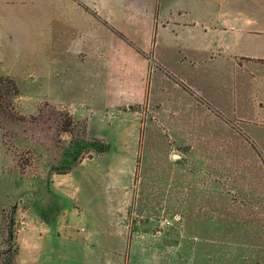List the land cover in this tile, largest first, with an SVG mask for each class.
Returning <instances> with one entry per match:
<instances>
[{
	"label": "rangeland",
	"instance_id": "374dc122",
	"mask_svg": "<svg viewBox=\"0 0 264 264\" xmlns=\"http://www.w3.org/2000/svg\"><path fill=\"white\" fill-rule=\"evenodd\" d=\"M7 49L0 45V264H16L29 215L52 216L49 192L47 206L37 204L49 174L93 162L99 184L113 188L97 232L112 233L114 221L124 264H264V120L244 131L153 61L132 79L130 102L89 119L44 100L34 78L11 77ZM135 129L129 152L120 134ZM114 163L123 173L111 172Z\"/></svg>",
	"mask_w": 264,
	"mask_h": 264
},
{
	"label": "crops",
	"instance_id": "0c3cea01",
	"mask_svg": "<svg viewBox=\"0 0 264 264\" xmlns=\"http://www.w3.org/2000/svg\"><path fill=\"white\" fill-rule=\"evenodd\" d=\"M0 45L9 47L11 77L34 78L44 100L89 119L99 107L130 102L132 79L147 76L153 61L244 131L264 120V0H0ZM135 130L120 134L132 143L129 152ZM114 166L112 173H123ZM102 174L95 162L49 174L37 204L45 208L49 192L54 212L29 215L16 264H124L114 221L112 233L97 232L113 190L99 184Z\"/></svg>",
	"mask_w": 264,
	"mask_h": 264
},
{
	"label": "trees",
	"instance_id": "16d2710c",
	"mask_svg": "<svg viewBox=\"0 0 264 264\" xmlns=\"http://www.w3.org/2000/svg\"><path fill=\"white\" fill-rule=\"evenodd\" d=\"M14 264H15V261H14Z\"/></svg>",
	"mask_w": 264,
	"mask_h": 264
}]
</instances>
